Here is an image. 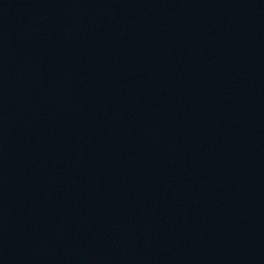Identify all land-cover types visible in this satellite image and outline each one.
I'll use <instances>...</instances> for the list:
<instances>
[{
    "label": "water",
    "instance_id": "1",
    "mask_svg": "<svg viewBox=\"0 0 264 264\" xmlns=\"http://www.w3.org/2000/svg\"><path fill=\"white\" fill-rule=\"evenodd\" d=\"M0 264H264V0H0Z\"/></svg>",
    "mask_w": 264,
    "mask_h": 264
}]
</instances>
